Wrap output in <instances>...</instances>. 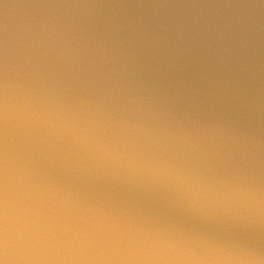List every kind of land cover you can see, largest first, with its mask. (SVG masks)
I'll return each mask as SVG.
<instances>
[{
	"label": "water",
	"instance_id": "1",
	"mask_svg": "<svg viewBox=\"0 0 264 264\" xmlns=\"http://www.w3.org/2000/svg\"><path fill=\"white\" fill-rule=\"evenodd\" d=\"M0 264H264V0H0Z\"/></svg>",
	"mask_w": 264,
	"mask_h": 264
}]
</instances>
